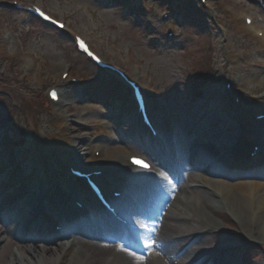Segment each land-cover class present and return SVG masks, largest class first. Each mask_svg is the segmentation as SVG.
Instances as JSON below:
<instances>
[{
	"label": "rangeland",
	"instance_id": "rangeland-1",
	"mask_svg": "<svg viewBox=\"0 0 264 264\" xmlns=\"http://www.w3.org/2000/svg\"><path fill=\"white\" fill-rule=\"evenodd\" d=\"M13 1L23 6L38 5L54 17L63 19L71 29V35L63 39L59 32L14 9ZM249 1L219 0L205 6L207 12L202 14L206 16L212 61L209 72H205L206 82L195 89V82H189V79L196 74V60L198 65L203 56L198 52L206 44L194 34L196 29L190 28L183 0H168L162 2V6L146 0L141 6V14L136 6L132 11L129 9L130 12L126 10L128 0H0V130L11 127L7 141L14 145L21 143L11 150L16 161L18 154L25 152L24 157L19 158L22 167L18 171L22 177L25 173L30 176L33 169H29L35 162H38V168L34 170L39 171L42 158L62 175L55 182H62L68 164L78 162L83 170L91 171L110 163L108 168L117 170L122 166L120 161L125 154L148 157L161 173L160 177L125 173L122 174L124 178L108 184L112 190H127L132 184L131 192L139 205L134 207L125 201L123 204L128 206L122 207V211L146 227L143 235L152 244L150 251L138 253L121 235L119 240L114 236L112 240L106 238L113 244L103 243L101 248L88 245L80 233L88 234L96 221L77 213L76 218L85 217L84 223L88 226L74 224L69 221L71 218L63 219L64 233L59 241L67 246L75 245L77 254L72 264H176L178 261L209 264L212 254L224 246L241 248L249 241L255 244L248 248L259 246L257 249H262V257L250 254L246 258L247 254L243 255L244 264H264V241L260 240L264 238V205L259 206L258 193L256 196L249 194L253 183L264 185V175H260L262 180L259 181L251 172L242 178H233L234 173L228 171L226 173L232 179L221 175L226 171L222 167L229 164V152L244 151L255 144V136L250 131L243 133L236 121L228 123L225 120L224 115L229 111L232 114L234 108L231 101L227 107L224 82L235 81L239 70L243 69L235 92L248 97L243 99L245 103L256 100L253 101L255 106L264 112V71L261 67L264 47L242 20L244 14H249L264 30V13ZM170 4L178 5L177 16L169 14L168 20H163L162 15ZM210 6L216 9L218 18L208 9ZM208 18L211 22L207 23ZM168 30L174 32L170 39L165 38ZM74 35L87 38L92 48L129 75H134L136 69L140 72L138 78L153 101L151 112L159 133L157 140L137 127L132 114H127L120 101L114 98L111 103L110 97L105 99L107 91L116 95L115 83L100 73L112 85L103 84L95 69L84 63L70 45ZM207 66L208 62L204 68ZM65 73L68 77L62 80ZM72 77L82 79L80 87L91 90L93 97L87 96L89 90L73 94L68 85ZM52 87L62 91L65 101L60 107L50 105L47 99V91ZM96 92L102 94L97 100ZM106 124L110 125L109 129L103 128ZM243 134H246V140L242 139ZM75 140L86 143L77 144L79 142ZM19 146L21 148H16ZM100 147L104 155L95 158L92 153ZM61 152L66 154L65 164L58 163L62 161ZM201 153L214 157L209 159L207 173L201 172L200 165L196 164ZM7 161L8 158H4L0 171ZM259 161L264 168V153ZM211 167L215 169L211 170ZM12 172H8L1 182V187L9 188V191L0 189V213L3 216L0 264L12 263L10 258L19 243L31 246L56 240L50 235L54 229L51 230L47 220L46 212L50 209L43 211L36 206L30 184L19 185L18 178L14 177V182L7 185V179H13H10ZM49 174L52 175L50 171ZM32 181L36 183V180ZM237 184V188H244L237 191ZM221 187L225 189L222 192L225 198L217 205L213 192ZM70 188L76 191V185L71 184ZM22 192L25 193L23 198ZM35 193L40 195L38 189ZM15 195L19 197L17 202L13 200ZM260 195L264 204V190ZM11 197L12 200L7 202ZM85 204L90 207L92 216H101L99 209L88 199ZM106 221L98 225L109 226ZM40 226L44 234L41 240L36 239V233L24 242L23 235L27 238L28 231L39 232ZM183 226H193L194 230L187 236H179L182 237L179 241L176 237ZM206 229L209 231L204 236ZM201 233L203 237L191 248H182L192 243L193 235ZM252 237L254 239H250ZM196 251L203 256L202 260L196 259ZM237 255L236 252L232 256L225 254L218 264H243L237 260Z\"/></svg>",
	"mask_w": 264,
	"mask_h": 264
},
{
	"label": "bare ground",
	"instance_id": "bare-ground-1",
	"mask_svg": "<svg viewBox=\"0 0 264 264\" xmlns=\"http://www.w3.org/2000/svg\"><path fill=\"white\" fill-rule=\"evenodd\" d=\"M251 27H254L253 24H252ZM237 153H238V150H235V152H233V153L229 152V154H231L230 156H233L235 154L237 155ZM211 158H214V157H213L212 154H209V153H201L198 156V161H197L198 163H196V164L200 165V167H201L200 171L201 172H206V173L209 172V170H207V167H208L207 165L209 164V159H211ZM234 161H235V159H234ZM120 164L124 166V163H122V161H120ZM212 169L213 168L211 167V170ZM222 169H224V171L225 170L226 171L225 172L222 171L221 175L223 174L224 177L225 176L229 177V179L231 178V176L233 178H235V177L242 178L246 172H251L253 177H256L258 179V181H259L260 175H264V168L262 167L261 163L260 164L257 163L254 166H252L251 168L247 167V168L243 169V168H241L239 166H236V165H233V164H232V166H230V165H228V162H227L226 166H223ZM227 171L231 172V173H234V174L230 176V174L226 173ZM260 180H262V179H260ZM235 186H236V190L237 191H240L241 189L244 188L242 186L237 188L239 186L238 184L235 185ZM252 186L253 187H252L251 193H249V194L253 195V196H256V193H258L257 199L260 201L259 206L260 205H264L261 202L263 198L260 195L261 191L264 190V185L263 184H258V183H253ZM229 187L231 188V186H229ZM219 189H220V191H219ZM219 189L217 191L213 192V196H215L217 198L216 201L214 200L215 203H217V205L218 204H222L221 201H224V198H225V193H222L223 191H225V189L223 187H221ZM54 208H55L54 211H56V214L58 216H60V217H70L71 216V218H74V216H72V214H69L67 216V213H69V212H66V211L62 210V208L59 207V205H54ZM179 213H181V212H179ZM52 216H53V214H52ZM2 217L3 216L0 213V224H2ZM53 217H55L56 219L58 218L56 215H54ZM75 217H76V215H75ZM103 217H106V216L103 215ZM94 219H96V223H95L94 226L90 227V230H89L90 232L88 234L85 233V231H82L80 233V235L83 236L84 239H87L86 243H88V245H95V247H98V248H101L103 243H107V244H111L112 243L113 244V242L107 241L106 238L108 240H110V239L112 240L113 238L111 237L110 234H114L115 238H119L118 231L116 230V228H118V227H116L117 225L115 224L116 225L115 226L113 224L111 226V229L112 228H114V229L109 232V230H108L109 228L107 226L101 227V226L98 225V223L102 222L103 221L102 219H105V218L97 217V218H94ZM75 221H77L76 224H81L84 227L88 226V225L85 226V223H84L85 218L84 217H82V218H80L78 220H75ZM183 227H184V229H179L180 233L177 234L176 238H178V240L182 238V237H179V236H187L190 232H192L194 230L193 226H183ZM38 230H39V232L32 231V230L28 231L27 238L25 237V235H23V237H24L23 240H26L24 242L27 243V241H28L27 239L29 238L28 236H33V234H36V233L38 235V237H36V239L37 240H41L42 236L44 235L42 226H40ZM206 230H207L206 232L205 231L203 232L204 236L206 234H208L209 230L208 229H206ZM4 233H5V231H4ZM50 235L52 237H57V238L59 237L57 234H54V233H51V232H50ZM260 236L262 237V235H260ZM57 238L55 240L56 243L53 240H51V241L48 240L46 242V244H42V245L38 244V245L29 246L30 244L29 245L25 244L26 245L25 246L23 243L22 244L19 243L18 246L15 247V251H14V253L12 254V256L10 258V261L12 262L11 264H72L73 260L76 258V254H77L76 251H74L75 245L71 244L70 246H67L64 243L59 242L60 239L57 240ZM250 239H254V238L252 237ZM263 239L264 238H260V240L264 241ZM0 243H1V239H0ZM227 248H228V246H224V249H227ZM223 252H221V255L224 254ZM194 255L196 256V259H198V261L203 259V256L199 255L198 251H196L194 253ZM215 255H216L215 253L212 254L210 260H212L215 257ZM217 260H218V258H216L215 261H217ZM218 263H219V260L217 261V264ZM176 264H182V263H180L178 261V263H176Z\"/></svg>",
	"mask_w": 264,
	"mask_h": 264
},
{
	"label": "trees",
	"instance_id": "trees-1",
	"mask_svg": "<svg viewBox=\"0 0 264 264\" xmlns=\"http://www.w3.org/2000/svg\"><path fill=\"white\" fill-rule=\"evenodd\" d=\"M115 1H120V0H115ZM154 1L156 4H158L159 6H162L160 4H162V2L165 3V1L168 0H152ZM187 1V5H186V17H187V22L190 25V28L192 29H196V33L194 32V34L200 39V40H204V43L206 44L205 46H203V48L198 52L199 55H203L202 58L200 59V62L197 65V60H196V74L191 75L189 82H192V80L195 82L193 84V86L195 87V89L197 88V85H201L203 82H205L206 80V76L207 74H205V72H209L210 70V66H211V52H210V41H209V36L207 35V28L205 27V17L203 16V12L201 10H198L199 8V3L196 0H186ZM133 9L131 8L130 11H132ZM129 11V12H130ZM174 14V12H173ZM133 15V12H132ZM200 15L202 16V18L200 17ZM197 58V57H196ZM199 60V58H197ZM208 61H207V60ZM208 62V66L206 68L205 64ZM192 69V72L195 70ZM199 67L201 68V70H198ZM99 79L103 80V77L98 76ZM194 89V90H195ZM91 93V92H90ZM93 94H91V97ZM101 95V94H99ZM96 92V95H94L95 99L97 100V96H99ZM195 96H197V93L195 92L194 94ZM94 99V98H93ZM25 111V109H23ZM250 254H258L259 257H262V254L256 251H249L247 253V255L245 256L246 258L250 255Z\"/></svg>",
	"mask_w": 264,
	"mask_h": 264
},
{
	"label": "snow or ice",
	"instance_id": "snow-or-ice-1",
	"mask_svg": "<svg viewBox=\"0 0 264 264\" xmlns=\"http://www.w3.org/2000/svg\"><path fill=\"white\" fill-rule=\"evenodd\" d=\"M41 15H43V13H41ZM80 43H81V47H84L83 42L81 41ZM53 96L55 97V94L54 93H53ZM133 163L134 164H137L138 166L143 167L145 169H147L149 167V165L147 163H145L142 160L136 159V158H133ZM132 254L134 255V253H132Z\"/></svg>",
	"mask_w": 264,
	"mask_h": 264
}]
</instances>
